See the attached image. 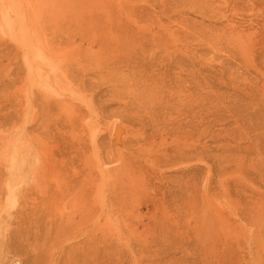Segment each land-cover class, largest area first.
<instances>
[{
    "label": "rangeland",
    "instance_id": "rangeland-1",
    "mask_svg": "<svg viewBox=\"0 0 264 264\" xmlns=\"http://www.w3.org/2000/svg\"><path fill=\"white\" fill-rule=\"evenodd\" d=\"M2 11L28 17L30 100L66 105L27 111L33 191L4 194L3 216L32 206L40 248L69 249L60 264L86 255L78 238L51 247L49 222L86 207L123 238L110 230L122 254L94 264H264V0H0ZM1 35L20 70L23 33Z\"/></svg>",
    "mask_w": 264,
    "mask_h": 264
},
{
    "label": "bare ground",
    "instance_id": "bare-ground-1",
    "mask_svg": "<svg viewBox=\"0 0 264 264\" xmlns=\"http://www.w3.org/2000/svg\"><path fill=\"white\" fill-rule=\"evenodd\" d=\"M201 12L208 15V10L202 9ZM27 18V16H23L21 13H14L13 15L7 11H2L0 13V129L3 130L0 131V165L2 168L5 167L6 173L11 176L13 175V177L0 185V201L2 200V196L6 194V197L17 196L18 199L22 198L27 202L26 196L33 191L32 186L23 188V184L26 183L30 170L33 167L31 166V160L29 161L30 164L28 162V159H30L28 158V155L31 148H33L34 144L37 143L36 138L31 137L28 129L29 122L27 123L26 119L29 115H27V111L31 107H34L36 103L41 107V109H44V104H46V107L51 109L50 106L52 103H54L59 110L66 109L65 102H63L64 98L62 97H59L52 102L50 98H46L44 95L40 94L30 100V94L32 95V93L29 94L26 87L28 79L27 73L29 71L26 68H28V52L32 48V42L29 41V32L25 29L26 23L24 20ZM30 20L33 21L32 19ZM32 26H30V28ZM14 31H20L23 33L22 39L19 40V45L21 46L19 50L22 51L23 59V65L17 67L20 70H16V67L13 65L15 55L14 47L1 35L2 32L4 36L12 39ZM30 31L33 32L32 30ZM35 39L36 38L34 37V40ZM38 50L39 56L42 57V48H39ZM36 62L38 63V60ZM36 62L35 64H37ZM37 65V69L41 72L43 68L42 65ZM15 72V75L25 74L19 78L21 82L20 85H17L16 83L17 78L14 75ZM40 76L42 77V75ZM34 101L36 102L34 103ZM38 119L37 127L39 130V137L40 132L42 133L43 131L42 128L44 126V120L41 115ZM55 123V128L58 131L59 125H57V122ZM69 124L74 127L75 124H77V121L74 120L73 124ZM19 139H24L23 142L21 141L22 144L17 141ZM17 185L19 187L22 186V188L18 187L15 189V186ZM25 201H23L25 206H22L19 210H15V213H8L5 216L2 215L0 207V264H10L11 258L14 255H18L16 260H18L19 264H60L61 256L69 249L61 247L58 256L56 257V254L51 256L40 248L39 243L41 238L38 235L41 233L40 228H42V224L45 220L41 216L34 217L35 209L30 206V210L28 211L27 208H29V206ZM82 215V218L78 221L73 218H69L66 221L52 219V221L49 222L51 229L57 230H55V240H53L54 242L52 241L53 243L51 247L62 246L63 242L71 238H78V241L81 242L83 254L86 255L84 263L81 264H94L93 261H97L98 258L101 259L102 262H105L114 258V255H117V253L118 257L121 256L122 252L111 249L114 247L112 246L113 241L111 242L109 235L110 230L112 232L117 231L115 233H117L119 238L123 240L119 227L113 224L115 228H112L111 221L93 220L90 218L89 207L82 210ZM30 243L32 244V247H28L26 245ZM21 244L26 247H24V249L18 248L16 251V248ZM50 244H48V246ZM127 246L126 242V247ZM45 247L46 246L43 248ZM122 263L124 264V261H122Z\"/></svg>",
    "mask_w": 264,
    "mask_h": 264
}]
</instances>
